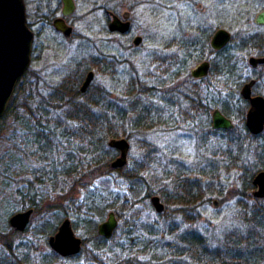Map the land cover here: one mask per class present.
Returning a JSON list of instances; mask_svg holds the SVG:
<instances>
[{
  "label": "rangeland",
  "instance_id": "374dc122",
  "mask_svg": "<svg viewBox=\"0 0 264 264\" xmlns=\"http://www.w3.org/2000/svg\"><path fill=\"white\" fill-rule=\"evenodd\" d=\"M190 1L74 0L75 10L68 20L73 31L70 38L65 39L61 34L55 32L51 26V21L60 16V1L27 0L28 26L34 35V39L31 63L24 78L21 80L22 86L26 90L25 93H28V91L36 93L38 91L37 93L43 94L77 64L83 62L84 65L92 64L95 62L91 61V58L104 57L108 65L113 63L112 67L115 74L111 77L95 76L91 86L92 90L103 88L111 100L122 101V103L126 101L125 89L128 81H141L144 84L142 91L143 89L154 87L156 85L155 78H160L167 83L168 87H166V90L169 91L168 94L172 97V100H174L173 96L175 93L179 92L180 96H183L186 90V86L183 85L185 81L183 77L171 79V70L169 64L167 65L166 63V59L169 58L168 54L175 49V41L177 43L179 40L185 39L187 23L201 22L202 19L204 22L211 23L202 15L208 4L206 3L207 0H192L194 7H191ZM239 1H241L242 6L245 3L250 5V0H225L224 2L225 9L223 8L224 16L222 15V20L224 21L225 29L230 30L229 32L232 34L238 31V26L236 27L233 19V3ZM198 4L201 5L202 10H196L195 6ZM108 10L117 15L123 10L131 12V31L129 35L118 36L108 33L105 13ZM134 37L142 39L141 43L136 47L133 45ZM97 66L100 65L97 64ZM108 71H111V68ZM205 90L208 98L215 103L222 97L217 92V88L206 87ZM157 97V99H150V102L155 103V107L161 113L162 122L157 126V129L147 134L146 137H142L136 134L134 126L131 127V122L129 121L131 116H128L123 123V127L129 135V159L137 158L141 155L138 148L141 142L151 143L156 152L150 158L154 159L156 166L159 163L157 168L159 171L158 176H160L161 173L171 170L170 165L173 164L170 160L186 167L187 169L183 168V170L187 172L188 168L191 170L199 168L200 163L208 158L209 152L218 149L217 147L219 146L216 145L219 144L221 149L225 150L223 145L225 137L221 138L224 141L223 143L219 136L210 139L211 147H208V145L202 147V140L196 139L197 136L194 131L195 124L198 125L200 123H186L179 115L187 110L186 107L188 105L179 103V106H176L175 104V107H171L172 115L166 119L167 114L161 112L163 106L158 95ZM181 100L183 101L182 98ZM178 112L179 114H177ZM58 114L57 111H54L52 112V117L56 118V116H59ZM55 132H58V130ZM236 136L237 133H235ZM23 137L24 135L21 131H16L12 144H9L8 134L5 131L0 132V264H8L11 260L6 248L3 249V246L5 247L6 245L11 247L15 255L25 261L21 262L23 264H90V252L83 253L75 259H63L55 253L54 257H51L52 250L47 244V239L55 232L46 236L38 235L35 232L38 223L41 222L39 220L40 217L51 215L53 214L52 211L59 216L57 226H59L63 217L68 218L71 223L73 221L79 223L78 219H81L80 215L76 214L71 207L74 203L75 205L79 204L83 197V194H80V188L78 190H72V187L69 190L65 189V181L57 175L59 170L66 168L72 169L75 167L77 168L76 170L85 168L86 163L82 162V156L77 152L80 147L79 143L71 140L64 141L63 138L59 139L54 136L52 137L51 151L42 153L35 145H30L29 143L28 149L25 148V150L23 145L20 144ZM198 137H201V134ZM196 140L198 141L196 142ZM12 146H16L14 147L15 149ZM66 152L72 154L67 162L65 161ZM40 174H42V178H40ZM188 174H190V177L195 176L192 172ZM54 175L57 178L53 180L52 177ZM238 177L239 173L237 171H234L231 175L224 176L221 174L219 182H214L212 189L214 195L209 197L207 203L196 207L194 212H188L189 215H194L195 222L192 226L199 234L209 240L212 247L222 246L224 244L223 236L229 230L243 231V226L238 220V217H242L245 212L242 210V206L245 205V207L249 208L255 201L250 195V191L244 193L245 189H243ZM33 178L42 182V184H34L36 186L35 200L39 201L37 204L40 211L37 212L36 210L33 213L26 233H11L13 229L8 225V218L17 212L27 210L24 207L25 198L23 195L26 193L24 189L27 182H33ZM90 180L89 178V183L98 185L101 179L95 182H90ZM125 187V185L118 182L117 186L112 184L101 193V199L105 198V202H98L97 207L100 209L102 206L105 211H102L104 212L102 217L100 213L97 215V217L101 218L96 220L95 228L111 212L110 207L107 205L112 203L115 196H119V201H127L128 192ZM86 189L87 192L93 190L89 186ZM154 189L158 191V188ZM243 195L250 197L247 198ZM142 199H144L143 196L139 195L138 201L142 203L133 209L139 215V224L142 223L141 225L144 227L155 229V231L162 229L165 233L171 224L170 217L172 216L173 218L174 214L169 212L165 215L166 217H157V214L151 209L148 200ZM214 201L217 204L216 207L213 206ZM243 203L245 204L242 205ZM114 206H117V204L115 203ZM256 206L257 208L262 206L256 210V213L262 216L264 213V200L258 201ZM174 220L180 223L175 217ZM153 225H156V227ZM74 234L86 241L85 251H94L95 244L93 241L95 239L93 236H89L82 229L74 231ZM138 235L131 236L124 242H120V239L115 237L114 241L108 243V248L105 247L104 249L112 250V254H108L110 263H118L117 259L128 260L134 255L140 262L144 263L147 260L152 262V257H158L162 254L161 252L163 251L154 248L155 244L152 237L144 233L140 237ZM243 235L245 234L241 233L239 236L242 237ZM160 238L165 243L168 242L165 234L161 235ZM131 239H133V243L130 246L129 241ZM117 245L122 246L117 249L115 248ZM144 245L148 247L143 248ZM121 249L123 253L120 252ZM94 254L96 253L93 252ZM104 254L105 251L100 252L98 254L100 255L99 259L103 258Z\"/></svg>",
  "mask_w": 264,
  "mask_h": 264
},
{
  "label": "trees",
  "instance_id": "16d2710c",
  "mask_svg": "<svg viewBox=\"0 0 264 264\" xmlns=\"http://www.w3.org/2000/svg\"><path fill=\"white\" fill-rule=\"evenodd\" d=\"M91 61L95 63L84 65L83 62L74 66L43 94L37 93L38 91L25 93V87L21 82L23 76L17 83L6 112L0 120V132L5 131L8 134L9 144H12L16 131L23 133L24 137L20 144L24 149H28L29 143L35 145L42 153L51 151L52 137L54 136L59 139L63 138L64 141L71 140L79 143L80 147L77 152L81 154L82 162L86 163L85 168H79L80 170L76 171L75 176L72 172L73 168L59 170L57 174L65 181V189H71L70 187L75 181L77 186L79 185L80 194H83L80 203L75 205V213L80 215L81 219H78L79 223L72 222V229L74 231L82 229L89 236L99 239L96 235V220L103 216L104 212L102 211L105 209L102 206L99 209L97 203L105 202V198L101 199L100 196L105 188L112 184L117 186L119 182L126 186L128 198L127 201H119V196H115L112 203L107 205L117 221V228L111 240L114 241L116 237V239H120V242H124L131 236L139 234L140 237L144 233L153 238L154 248L163 251L158 257H152V262H148V260L144 263L140 262L134 255V257L128 258L124 264H243V261L247 264H259V261L264 257V240L256 235L264 234V214L260 216L253 209L242 206V210L245 212L242 217H238V220L243 226V231L229 230L223 236L224 244L212 247L209 240L192 226L195 222L194 215H189L188 212H194L196 207L207 203L209 197L214 195L212 193L214 182H219L221 174L231 175L237 171L239 181L245 189L244 193L250 191V181L260 170L258 168L251 169L250 165L252 160L259 159L264 155L263 146L257 150L247 151V156L244 155L243 137H235L236 132L234 131L212 129L210 111L213 107L217 108L216 103H211L213 101L204 96V101L207 100L208 110L205 113L197 112L195 111L197 105L194 104L191 107L189 101L184 95L180 96L179 92L176 95L177 102L173 101L168 94L169 91L166 90L167 83L160 78H155L156 85H153L154 87L142 91L144 84L141 81H128L124 103L109 99L103 88L92 90L91 85L85 93H80L79 87L88 71L94 73V78L98 75L111 77L115 74L113 63L108 65L104 57H93ZM166 63L169 64V58L166 59ZM109 68L111 71H108ZM226 70L231 72V66L227 65ZM157 95L163 106L161 112L167 114L166 119L172 115L171 107H175V104L176 106H179V103L188 105L187 110L177 114L186 123L199 122L201 124H195L194 131L197 139L202 140V147L204 145L211 147L210 139L219 136L220 139L225 137V143L221 139L225 150H222L219 144L216 145L219 146L218 149L210 151L208 158L200 163L199 168L196 170L188 168L187 172L183 170V168L187 169L186 167L170 160L174 166L169 164L171 170L158 176L159 163L156 166L154 159L150 158L155 154L156 149L151 143L143 141L138 147L141 152L139 157L129 159L128 156L127 165L111 169L110 163L118 156V152L108 148L106 143L109 139L125 138L128 141L129 135L123 127L128 116H131L129 117L131 127L134 126L136 134L142 137H146L161 124V113L155 107L156 104L150 102V99H157ZM179 110L181 111V109ZM54 111L59 113L56 118L52 117ZM54 130H58V132ZM199 134L201 137H198ZM14 147L16 146H12V148ZM256 153H258L257 158L253 157ZM71 155L70 152H66V162L71 158ZM191 172L195 174L194 177L189 176L188 173ZM40 176L42 178V174ZM56 178V175L52 177L53 180ZM89 178L90 182L101 180L96 185L89 183ZM34 184H42V182L37 179H34L32 183L27 182L24 189L26 193L23 196L25 198L24 207L32 208L35 213L40 209L37 204L39 201L35 200L36 186ZM88 186L93 190L87 192ZM154 188H158V191ZM139 195H142L144 199L158 196L165 206L162 216L166 217L165 215L169 212L174 214L173 218L170 217L171 224L165 233L162 229L155 231V229L144 227L141 225L142 223L139 224V215L133 210L134 207L142 203L138 201ZM118 202L120 203L118 204ZM115 203L117 206H114ZM124 208L126 209L124 210ZM52 213L40 217L41 222L36 227V234L46 236L57 230L59 216L54 211ZM99 213L101 217H97ZM174 217L180 223L175 222ZM153 226L156 227V225ZM27 231L28 228L24 233ZM11 233L22 234L15 230H12ZM241 233L245 235L240 237ZM163 234L167 236L168 242L166 243L160 238ZM155 238L156 240H154ZM236 241H239L241 246L239 253H236L233 246ZM129 245L131 246V244ZM147 247L144 245L143 248ZM4 248L8 251L11 259L8 264L25 262L12 252L10 246H3ZM54 255V252L51 251V257ZM236 255L239 256L240 263H237Z\"/></svg>",
  "mask_w": 264,
  "mask_h": 264
},
{
  "label": "flooded vegetation",
  "instance_id": "af4514ba",
  "mask_svg": "<svg viewBox=\"0 0 264 264\" xmlns=\"http://www.w3.org/2000/svg\"><path fill=\"white\" fill-rule=\"evenodd\" d=\"M23 1L25 6L26 22L28 26V14L26 13L27 0H23ZM59 1L61 3V10L59 17H62L63 6L61 0ZM72 1L74 3V0ZM224 2L225 0L206 1V3L208 4L203 10L202 15L204 16L205 19H207L211 23H208L207 21L204 22L202 19L201 22H197V23L189 22L186 24L185 39L183 40L181 39L177 43L175 41V46H174L175 49L172 51V53L170 52V54H168L169 68L171 70L170 72H171L172 80L177 79L178 77H183L185 81L183 85L186 86L184 97L189 101V105L191 107H193L194 104L197 105V107H195L196 108L195 111L197 112L205 113L208 110L207 100L204 101V96L208 97L205 90L206 87L211 89L217 88L218 90L217 92L222 97H220L217 100L216 103L217 108L213 107L211 109L210 122H211L212 113L215 110H217L221 114V116H223L225 119L229 120L230 124L232 125V130L227 131V130L219 129L217 131H221V130L227 132L234 131L237 133L238 137H243L245 144L243 147V151L245 152L244 155L247 156L246 154L247 151L257 150L262 146L264 150V126H263V130L259 134H255V135L251 134L246 127V116L248 111L251 109L250 100L254 98H262V100L264 101V62L257 63L255 65L250 63L251 59H264V23H258L256 21L257 17L260 14L264 13V0H250V5L248 3H245L243 6L241 4V1L237 3L236 2L233 3L234 24H236V27L238 26V31H236L234 34L229 32L230 30L228 31L225 29V24L224 21L222 20V15L224 16V9H225ZM190 4L191 7H194V2L192 0L190 1ZM195 7L197 11L202 10L200 4L196 5ZM126 12L129 13L128 31L125 34L108 32L109 34L118 35V36H127L130 34L131 12L129 10H123L119 15L112 12L111 10L106 11L105 13L107 16V26L111 21L112 16H116L119 19H121L122 14ZM71 15L63 18L68 26H70L68 20L71 17ZM220 30L228 32L230 34V40L224 46L216 48L212 46L211 42L215 34ZM135 38L137 37H134V39ZM177 61H179V63H177ZM226 64L231 66L232 68L231 72H227ZM203 65H206V73L202 75L196 72V70ZM246 87L247 90H249L248 99L244 98L242 95V92ZM176 95L177 93H175V95L173 96L174 98L173 101H176ZM211 103H215V102H211ZM237 130L239 131L237 132ZM197 141L198 140H196V142ZM257 154L258 153L254 154L253 157L257 158ZM127 164H128V156H127L126 165ZM250 167L251 169H255V168L260 169L255 173V175L252 177L250 181V187H251L250 195L255 199V201H253L254 203L251 204L249 209H253L254 212H256V210L259 207H262V206H258L257 208L256 206L257 202L260 200H264V198H256L253 196V193L256 192V189L258 188L252 184V181L257 174L264 171V155L259 159H256L254 161L252 160ZM76 171H77L76 168L73 167L72 172L74 176ZM76 183L77 182L74 181L72 190L75 189L78 190L79 187L77 186ZM152 197L153 196H150L147 200L151 209L154 211L150 201ZM244 204L245 203H243V205ZM71 207L75 210V203L72 204ZM164 212H165V206H164ZM162 215L157 214V217ZM65 219L68 218L63 217L62 221ZM70 224L72 227L71 221ZM256 237L264 240V234L256 235ZM97 238L99 239H95L93 241L95 244L94 251H85L84 246L86 244V241L80 238L81 240L80 252L74 256L61 257V258L75 259L78 258L83 253L90 252V257H91V259L89 260L90 264H112V262L110 263V260H108V258H110L108 254H112V250L104 249L105 247L108 248V243L112 242L111 240L112 237L106 240L97 235ZM129 243L132 244L133 239H131ZM121 246L122 245H117L116 248L120 249ZM233 246L236 249V253H239L241 247L239 241H236ZM104 251H105V254L103 255L104 257L99 259L100 255L98 254ZM122 251L123 250H121L120 252ZM93 252L96 253L97 255L96 254L93 255ZM236 258H237V263H240V261L238 260L240 259L238 255H236ZM117 262L120 264H124L126 263V259H120V260L117 259ZM259 263L264 264V257L261 261H259ZM243 264H247V263L243 261Z\"/></svg>",
  "mask_w": 264,
  "mask_h": 264
},
{
  "label": "water",
  "instance_id": "95a60500",
  "mask_svg": "<svg viewBox=\"0 0 264 264\" xmlns=\"http://www.w3.org/2000/svg\"><path fill=\"white\" fill-rule=\"evenodd\" d=\"M62 17L55 18L51 26L55 32L61 34L65 39L72 35V27L68 26L64 19L73 14L75 6L72 0H61ZM129 13L122 14L121 19L112 16L107 26L110 33L125 34L129 29ZM256 21L264 23V13L260 14ZM34 35L27 26L25 6L23 0H0V120L6 112L15 87L20 79L24 76L31 63V53ZM230 40V34L226 31H218L212 39V46L219 48L224 46ZM141 43V38L137 37L133 41L136 47ZM264 62V59H251L250 63L255 65ZM196 72L206 73V65L199 67ZM195 75V74H194ZM93 73L88 72L80 85V93H85L88 86L93 80ZM244 98H249L247 87L242 92ZM251 109L246 116V127L248 131L255 135L263 130L264 126V101L262 98L251 99ZM211 125L214 130H232L230 121L225 119L215 110L211 116ZM107 147L118 152V156L111 161L110 168H122L127 163V155L130 145L125 138L109 139ZM252 184L256 186V192L253 196L264 198V171L257 174ZM151 205L157 214H164V206L157 196L151 198ZM216 202L213 206L216 207ZM32 209L17 212L8 218V225L17 232H24L30 222ZM117 228V221L113 212L107 214L106 219L101 222L97 228L98 236L108 240ZM49 248L60 257L74 256L80 252L81 240L74 234L70 221L63 220L56 232L47 239ZM22 264V263H20Z\"/></svg>",
  "mask_w": 264,
  "mask_h": 264
}]
</instances>
